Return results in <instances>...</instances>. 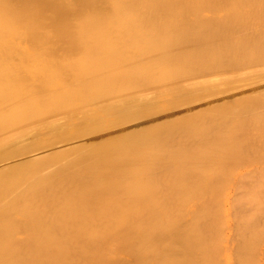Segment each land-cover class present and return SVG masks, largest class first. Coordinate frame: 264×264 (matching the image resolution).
Here are the masks:
<instances>
[{
  "label": "bare ground",
  "instance_id": "1",
  "mask_svg": "<svg viewBox=\"0 0 264 264\" xmlns=\"http://www.w3.org/2000/svg\"><path fill=\"white\" fill-rule=\"evenodd\" d=\"M257 143L264 0H0V264H253Z\"/></svg>",
  "mask_w": 264,
  "mask_h": 264
},
{
  "label": "rangeland",
  "instance_id": "2",
  "mask_svg": "<svg viewBox=\"0 0 264 264\" xmlns=\"http://www.w3.org/2000/svg\"><path fill=\"white\" fill-rule=\"evenodd\" d=\"M21 45L23 46V45H24V42H23V44H21ZM26 46H27V48L30 47V46H28V45H26ZM30 48H31V47H30ZM31 49H33V48H31ZM24 50H25V49H23V51H24ZM1 51H2V50H1ZM27 51H28L29 53H31L30 50L27 49ZM32 52H33V51H32ZM58 52H59V51H58ZM41 58H42V59H41ZM41 58L38 59V60H40V61L43 60L44 63H40V61H39V62L37 61L36 63H37V64L40 63L41 65H44V66L47 65L48 62L43 58V56H42ZM43 61H42V62H43ZM46 62H47V63H46ZM36 63H35V64H36ZM257 129H259V128H257ZM257 129H256V130H257ZM252 132H253V133H254V132L256 133L257 131L254 130V131H252ZM256 145H257V149H258L259 151H260V149H261L262 147H264V146H262L261 143H257ZM259 145H260V147H259ZM259 151H258V152H259ZM253 157H255V156H253ZM259 157H260V155H259ZM252 159H253V160H251V161H248V162H247V161H243V162H240V164H237V166H239L240 169L235 165V167H233V168H236L237 170L239 169V170H240V173H239L238 171L236 172V170L234 169V172H235V173H232V172H233V170H232V171H231V174H234L235 176L233 175V176L231 177V176L229 175V176L227 177L228 179L231 177L232 180H229V181H228V180L226 179L228 182L224 181V185H225V183H226V185H227V186L225 185L224 187H227L226 189H229V190H228L229 192H228L227 190H224V187H223V191H225L226 193L223 192V193L220 195L221 192H219V197H221V198L226 194V196H227L228 198H231L232 200H234V199L236 200V199H237L236 202H232V201H231L230 199H228V198H227V199H228V200H227V199L225 198L226 196L222 198L223 201L226 199V200H225V203H226V204H228L229 201H231L230 203H232V205H231L230 203H229V204H230L231 206H233L235 209H233V207H231L230 205H226V204H224L223 201H222V202L219 201L218 209L221 210V211H224V212H225V210H226L225 213H227V212L230 210V212H229V213H230L229 216H228V213H227V214H226V215H227L226 217H224V216H222V218L220 217V219H221L220 222H222L223 228H224V224H223V220H224V219H223V217H224L225 219L228 218V217H230V219L227 220V222L224 220L226 226H227V223L229 222L228 227L226 228V226H225V229H226V230H229V229L232 230V228H233V230H234V228H235L234 231L236 232V227H235V225L233 224V226H234V227H233L231 224H232V223H235V224H236L237 221H238L237 224L240 223V225H237V224H236V226H237V231H238L236 234H235V232L232 234L233 231H231V230H229L230 232L227 231V233H226V230H224V229L222 230V231H224V232L221 231V233H222L221 235H223L222 237H223L224 241H225L226 239H227V241H228V239H229V241H231V240L234 241L235 239H237V241H235L234 243H233V242H229V241L226 242L227 247H228V246L230 247V248H229L230 253H228V254H229L230 256H231V255H234V254H233V252H234L233 249L235 250V246H236V248H238L237 245H239V240H243L245 236H246V237H249V236H251V234L253 233L254 235H253V234H252V235L255 236L256 238H258V240H259V241L256 242L257 244H255V246H254V248H253V249H254V250H253V252H254V255H253V256H255L256 253H257V258H255L256 256L253 258V264H256V263H257V264H261V263L264 264V262H262V261H264V255H262V254H264V252H261V251H264V250H261V251H260L261 246H264V245H262V243H264V242H262V241H264V235H261L262 237L259 235V234H261V233H264V231H260L261 229H259V227H258L259 224H258V225H257V224L255 225V223H258V221H259V223L264 224V218H262V217H264V211H262V210H258L259 212L261 211V212L259 213L257 210L255 211V207H256V209H260V208H264V207H261V205H259V204H258V206H256V204H254V202H253V201H258L259 197H260V201H261V196H264V192H262V191H264V190L260 189L261 186H262V188H264V185H261V186H260V183H259L260 181L262 182V180H264V178H262V177H264V173H262V172H264V171H262V169H264V166L261 165V164H264V163H262V162H264V158H262V157L259 158V161H260V162L258 161V158H257V157H256V158H252ZM254 159H255V160H254ZM253 161H254V162L257 161V162H255L254 165H250V164H249L250 166L253 167L252 169L249 168V165H248V167H247V166H246V167L244 166L245 168H243V165H242V164H244V163H250V162H252V164H253V163H254ZM261 161H262V162H261ZM241 163H242V164H241ZM256 164H257V165H256ZM259 164H260V165H259ZM241 165H242V167H241ZM254 166H258V167H257V172L255 171V167H254ZM260 167H261V168H260ZM242 168H243V170H242ZM247 168L250 169L252 173H251V175H249V178H248V177H245L247 180L243 179V183L246 182L245 184H246L247 188H246L245 184H242V185H243V186L245 187V189H247V190H245V189H242V190H241V189H239L237 186H238V184L241 182L240 179L242 180V178L244 177L243 175L246 174V176H247V174L250 173V172H249L250 170H246ZM259 168H260L261 170H260ZM253 169H254V172H253ZM244 170H245V171H244ZM242 171H244V172H242ZM246 171H247L248 173H247ZM258 171H260V172L262 171V172H261V174L258 175V177L256 178V176H257L256 174L258 173ZM241 172L243 173V175H242ZM254 173H255V175H254ZM239 174H240V175H239ZM238 175H239V176H238ZM253 175H254V178H252V179H254V181H253V180L251 181L250 178H251ZM260 176H262V177H261V180L259 179V180H260V181H259V180H257V179L260 178ZM234 177L236 178V182H237L238 184H237L236 182L234 183V181H235V180H234V179H235ZM240 177H242V178H240ZM237 179H238V181H237ZM255 179H256V180H255ZM233 180H234V181H233ZM230 181H233V183H230V184L232 185V186H231L232 188L229 186V182H230ZM248 181H249V182H248ZM255 181H257V182H256L257 185H255L256 191H253V190H254V186H253V185H254ZM253 182H254V183H253ZM241 183H242V182H241ZM241 183L239 184V186H240V188H243V186L241 187ZM251 183H253V185H252ZM256 183H255V184H256ZM235 184H236V186L234 187ZM262 184H264V183H262ZM228 186H229L230 188H228ZM233 187H234V188L237 187V188L234 189ZM250 187H252V188L249 189ZM257 187H258V188H257ZM233 189H234V190H233ZM238 189H239V190H238ZM248 189H249V192H248ZM231 190H232V191H231ZM236 190H238V191H237L238 193L241 192V191H242L241 193H243V191H244V193H245L244 196H245V195H246V196L244 197L243 194H241V195L244 197V198H243V197L240 195V193L238 194V193L236 192ZM259 190H260V191H259ZM261 190H262V191H261ZM234 191H235L236 193H234ZM246 191H247V192H246ZM251 191H253V193H251ZM228 193L231 194V195L228 196ZM247 193H251V196H249ZM260 193H261V195H260ZM223 194H224V195H223ZM256 194H257V195L259 194V195L257 196ZM231 196H232V197H231ZM248 196H249V197H248ZM252 196H255V197H252ZM234 197H235V198H234ZM236 197H237V198H236ZM240 197H241V198H240ZM247 197H248V199H247ZM256 197H257V200H256ZM221 198H219V199L221 200ZM224 198H225V199H224ZM249 199H250L251 201L253 200L252 202H253L254 205H252V203L249 204V202H251V201H248V202H247V200H249ZM243 200H244V201H243ZM262 200H264V197H262ZM227 201H228V203H227ZM237 201H239V203H238ZM240 201H241V202H240ZM242 201H243V203H242ZM245 201H246V204L244 203ZM220 202H221V204H220ZM222 203H223L224 205H223ZM236 203L239 204V205L241 204L240 207H239V205L237 206ZM247 203H248V204H247ZM256 203H259V202H256ZM235 204H236V205H235ZM260 204H262V201H261ZM221 205L224 206V210H222L223 207H222ZM247 205H249V206L251 205L252 207H251V206H250V207H251L252 209L254 208V210L252 211L253 215H255V212H256V216H255L253 219H251V218L253 217V215L250 214V213H251V212H250L251 210L249 209L250 207H249V206L247 207ZM225 206H226V207H225ZM235 206H237V207H235ZM242 206H244V207L242 208ZM220 207H222V209H221ZM228 207H229V208L231 207L232 209H229ZM245 207H246V208H245ZM227 208H228L229 210H228ZM236 208H242L241 211H240V213H239V210H238V209H237L238 211L236 210ZM244 208H245V210H243ZM219 210H218V211H219ZM231 210H236V211H237V212H236V215L239 214V215H237L238 217L235 216V214H234L235 217L233 216V214H232V216H233V218H236V217L239 218L238 220H237V218H236V221H234L235 219L233 220V218H232V216H231V213H232L233 211H231ZM246 210H247V211H246ZM221 211H219V216H221V214H220ZM244 211H245V212H244ZM224 212H223L222 215L225 214ZM247 212H248V213L250 212V213L248 214ZM233 213H234V212H233ZM246 213H247V214H246ZM244 214H245V215H248V216L244 217V216H245ZM261 214H262V217H261L262 219L260 218ZM240 215H241L242 217H241ZM250 216H251V217H250ZM248 217H249V218H248ZM257 217H258V218H257ZM240 218H241V219L243 218V220H242L243 222L241 221ZM255 218H257L256 221H255ZM222 219H223V220H222ZM247 219H248V220H247ZM250 219H251L252 221H251ZM258 219H260V220H258ZM230 220H231V221H230ZM232 220H233V222H232ZM244 220H245V221H244ZM249 220H250V221H249ZM257 220H258V221H257ZM239 221H241V222H239ZM247 221H249V222H247ZM246 222H247V224H246ZM250 222L252 223L251 225H250ZM230 223H231V224H230ZM242 223H243L244 226L246 225V227H247V225H248V223H249V226L247 227V230H248V231L246 230L245 227H244L245 229H243V227H242V226H243ZM244 223H245V224H244ZM253 224H254V225H253ZM241 225H242V226H241ZM252 225H253V226H252ZM229 226H231V227L229 228ZM240 226H241L242 229L239 228ZM250 226H252V230H256L257 234H255V231L252 232V230H251V231L249 230V229H251ZM256 226H257V227H256ZM262 226H264V225H261L260 228H262ZM249 227H250V228H249ZM255 227H256V229H253V228H255ZM257 229H259V230H257ZM240 230H242V231H244V232H247V233L250 232V233H248V234L246 233V234L244 235V233L239 232ZM262 230H264V228H262ZM258 231H259V232H258ZM223 233H225V234H223ZM228 233H229V235H230V233H231L232 236H229ZM239 233H240V235H238ZM226 234H227V235H226ZM234 234H235V237H234V239H232V237L234 236ZM242 235H243L244 237H243ZM248 235H249V236H248ZM256 235H258V237H257ZM227 236H229V237L226 238ZM236 236H237L238 238H236ZM230 237H231V238H230ZM241 238H242V239H241ZM260 238L262 239V241H260V240H261ZM230 239H231V240H230ZM221 241H222V238H221ZM224 241L221 242L222 245L225 243ZM236 242H237L238 244H236ZM261 242H262V243H261ZM229 243H230V245H231V244H235V245L230 246V245H228ZM260 243H261V244H260ZM258 244H260V245H259L260 248L258 247ZM223 247H224V246H223ZM223 247H222V248H223ZM255 247H256V248H255ZM231 248H232V250H231ZM224 249H225V248H224ZM255 249H256V250H255ZM261 249H264V248H261ZM229 250L226 249L225 251H228V252H229ZM236 251H237V249H236ZM236 251H235L234 253H236ZM258 251H259V253H258ZM222 252H223V254L226 253V252H224L223 249H222ZM258 254H261V255H260V258L258 257ZM235 255H236V254H235ZM235 255H234V256H235ZM261 258H262V259H261ZM232 259H234L235 261L232 260ZM255 259H256V260H255ZM258 259H259V261H261V262H259ZM230 261H231L230 264H233V263L236 264L235 262H237V257H236V258H234V257L232 258V256H231V257H230ZM254 261H255V263H254ZM232 262H233V263H232ZM258 262H259V263H258Z\"/></svg>",
  "mask_w": 264,
  "mask_h": 264
}]
</instances>
